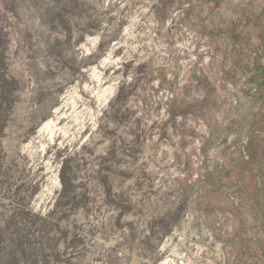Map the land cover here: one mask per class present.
Returning <instances> with one entry per match:
<instances>
[{
    "label": "rangeland",
    "instance_id": "obj_1",
    "mask_svg": "<svg viewBox=\"0 0 264 264\" xmlns=\"http://www.w3.org/2000/svg\"><path fill=\"white\" fill-rule=\"evenodd\" d=\"M0 264H264V0H0Z\"/></svg>",
    "mask_w": 264,
    "mask_h": 264
},
{
    "label": "trees",
    "instance_id": "obj_2",
    "mask_svg": "<svg viewBox=\"0 0 264 264\" xmlns=\"http://www.w3.org/2000/svg\"><path fill=\"white\" fill-rule=\"evenodd\" d=\"M67 171H68V168L66 166V163L63 162L62 167H61V173H60V181L62 183L63 193H65L70 187L69 178L66 176Z\"/></svg>",
    "mask_w": 264,
    "mask_h": 264
}]
</instances>
